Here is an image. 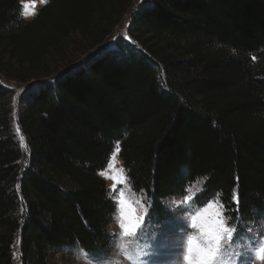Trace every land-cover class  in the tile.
Returning <instances> with one entry per match:
<instances>
[{"label":"trees","instance_id":"trees-1","mask_svg":"<svg viewBox=\"0 0 264 264\" xmlns=\"http://www.w3.org/2000/svg\"><path fill=\"white\" fill-rule=\"evenodd\" d=\"M132 2L48 0L25 20L19 0H0V72L20 82L49 74L72 35L102 44ZM130 29L142 58L97 56L23 99L27 165L0 85V264H15L17 243L21 264L111 248L117 203L99 173L118 143L155 229L173 231L163 200L200 178L194 203L219 198L240 238L264 220V0H151Z\"/></svg>","mask_w":264,"mask_h":264},{"label":"rangeland","instance_id":"rangeland-1","mask_svg":"<svg viewBox=\"0 0 264 264\" xmlns=\"http://www.w3.org/2000/svg\"><path fill=\"white\" fill-rule=\"evenodd\" d=\"M19 2L25 20L33 19L46 4L41 3L40 0H19ZM150 2L151 0H133L127 13L100 45L91 47L81 39L79 34L72 35L63 50L68 53L62 52L51 55L48 62L49 74L43 75L39 79L20 82L14 79L9 80L5 74L0 72V85L12 92V127L22 147L23 165L28 164L31 155V148L18 124L20 111L25 106L23 99L29 92L36 91L41 85L54 82L60 76L71 73L80 67H85L89 61L97 56L100 57L108 53L127 55L132 52V55L142 58L144 52L130 33V27L141 9ZM21 136L24 137L23 142L20 140ZM117 145L119 151L115 154L113 167L109 168L107 163L106 167L100 171L106 173V175L101 176L107 183L109 196L116 197L118 201L119 192L123 191L124 199L127 202L124 206L117 203V211L114 214L113 223L109 227L113 236L111 248L100 257H92L77 246L66 248L53 254L50 258V264H133V261L128 259L127 254L135 257L137 264H185L184 255L188 248V237H195L197 243L202 244L208 235L220 237L219 252L213 260V264H241V261L245 260H247V264H264V260L255 257L254 251L247 253L251 240H264V220L257 226L253 225L239 240L234 239V227L229 225L225 208L219 198H214L201 207L194 203L196 195L203 188L205 182L203 178L196 180L188 188L186 195L163 200L164 206L176 214L178 224H175L173 231L170 228L174 224L167 226L166 230L164 227L155 229L151 224L148 225L149 196L144 191L137 192L132 188L122 163L119 143L116 144L109 160L112 158ZM121 169L125 171L122 173ZM113 177L116 179L114 180ZM113 185L116 186V191H111ZM185 196L192 197L193 202L191 204L185 203ZM121 207L125 217L123 220L120 219ZM131 209L135 210L134 213ZM193 217L195 220L192 219ZM131 222H135L138 227H135L134 230L130 229L128 234L122 236L120 224ZM229 232H232V240H229ZM216 246V241H214V247ZM256 247L258 245H252L253 250ZM18 249L19 243L14 249L15 264H21ZM237 252H245L246 256H237ZM137 253H140L138 257Z\"/></svg>","mask_w":264,"mask_h":264},{"label":"snow or ice","instance_id":"snow-or-ice-1","mask_svg":"<svg viewBox=\"0 0 264 264\" xmlns=\"http://www.w3.org/2000/svg\"><path fill=\"white\" fill-rule=\"evenodd\" d=\"M41 3H47L48 0H40ZM17 131H19V129H17ZM21 142H23L24 137L21 136L20 137ZM119 151V147L117 145L115 152L113 153L112 158H110L109 162H108V167L112 168L113 167V162L115 160V154L116 152ZM125 170L121 169V172L123 173ZM100 175H106L105 172H100ZM113 179L115 180L116 177H113ZM111 191H116V186L113 185V188ZM114 201H116V203H118L120 206H124L127 204V202L124 199V192L120 191L119 192V200H116V197H111ZM232 200L233 202H235L237 205H239V195H238V190H234L233 191V195H232ZM185 203L187 204H191L193 202L192 197L190 196H185ZM130 208V205H128ZM131 211L134 213V209H131ZM230 214V213H229ZM124 217V212L122 210V207L120 209V219L123 220ZM193 220H195V217L192 218ZM120 227L122 229V233L121 235H126L128 234L130 229H135V227H138L137 224H135V222H131L129 224H124L121 223ZM233 231H236L235 229ZM134 234V231H133ZM239 232L236 231V239H239ZM220 237L218 236H214V235H208L207 238L203 241L202 244L197 243L196 238L189 236L188 237V248H187V252L184 255V261L185 264H213V260L215 259V257L218 255L219 252V247H218V242H219ZM233 236H232V232H229V240H232ZM214 241H216L217 246L214 247ZM252 245H258V247H256L254 250L252 248ZM123 247V245H122ZM255 253V257L257 259L260 260H264V240H251V243L249 244L248 248H247V253H251L253 252ZM140 255V253H137V257ZM237 256H246L245 252H237L236 253ZM128 259L133 261V264H137V260L135 257H133L131 254H127ZM241 264H247V260L245 261H241Z\"/></svg>","mask_w":264,"mask_h":264}]
</instances>
